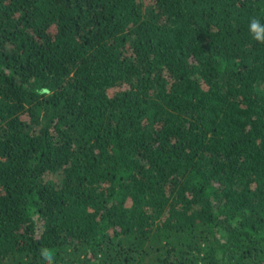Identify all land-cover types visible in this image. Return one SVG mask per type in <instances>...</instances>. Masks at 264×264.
I'll return each mask as SVG.
<instances>
[{
    "label": "trees",
    "instance_id": "16d2710c",
    "mask_svg": "<svg viewBox=\"0 0 264 264\" xmlns=\"http://www.w3.org/2000/svg\"><path fill=\"white\" fill-rule=\"evenodd\" d=\"M252 15L264 0H0V264H264Z\"/></svg>",
    "mask_w": 264,
    "mask_h": 264
},
{
    "label": "clouds",
    "instance_id": "9594fccd",
    "mask_svg": "<svg viewBox=\"0 0 264 264\" xmlns=\"http://www.w3.org/2000/svg\"><path fill=\"white\" fill-rule=\"evenodd\" d=\"M248 33L257 44H264V15H252L248 19ZM50 94L48 89L38 90ZM39 255L42 264H58L57 251L54 248L41 247Z\"/></svg>",
    "mask_w": 264,
    "mask_h": 264
}]
</instances>
